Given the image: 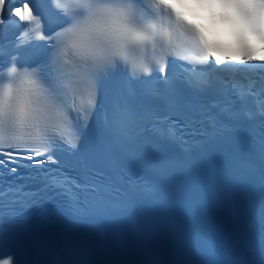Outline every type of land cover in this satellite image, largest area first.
Segmentation results:
<instances>
[{
  "label": "clouds",
  "instance_id": "obj_1",
  "mask_svg": "<svg viewBox=\"0 0 264 264\" xmlns=\"http://www.w3.org/2000/svg\"><path fill=\"white\" fill-rule=\"evenodd\" d=\"M168 13H178L184 22L198 31L208 55L218 63L225 59L264 61V0H162ZM9 74L21 72L18 83L31 87L34 77L28 70L14 66ZM5 84L0 83V92Z\"/></svg>",
  "mask_w": 264,
  "mask_h": 264
},
{
  "label": "snow or ice",
  "instance_id": "obj_2",
  "mask_svg": "<svg viewBox=\"0 0 264 264\" xmlns=\"http://www.w3.org/2000/svg\"><path fill=\"white\" fill-rule=\"evenodd\" d=\"M67 21L65 20L64 23H66ZM63 24H57L56 28L62 27ZM56 29L54 28L53 31H55ZM39 53L37 51H33L32 53L29 54V57L31 56H35L38 55ZM8 154L11 157V159L9 160V163H13L14 161H20V160H24V159H30V155L22 149H10L8 150ZM12 172L17 171V169L15 167H13L11 169Z\"/></svg>",
  "mask_w": 264,
  "mask_h": 264
}]
</instances>
